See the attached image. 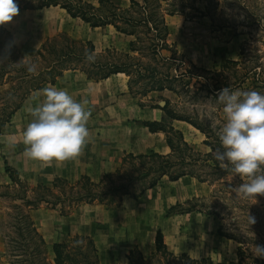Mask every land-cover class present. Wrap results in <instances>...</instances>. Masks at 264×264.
I'll list each match as a JSON object with an SVG mask.
<instances>
[{
  "label": "rangeland",
  "instance_id": "374dc122",
  "mask_svg": "<svg viewBox=\"0 0 264 264\" xmlns=\"http://www.w3.org/2000/svg\"><path fill=\"white\" fill-rule=\"evenodd\" d=\"M85 1L99 4L97 0ZM168 2L174 3L177 11L172 16L165 14L168 27L167 45L159 47L158 53L153 55L150 45L153 42L156 43L157 39L153 36L154 32L147 31L141 26L137 30L138 45L141 49L132 53L145 62H157L161 70L166 71L167 68L172 74L188 71L189 75H183L180 78L182 84L178 85L179 92L174 91V94L153 92L151 97H145L142 102L152 105L168 100L169 112L163 113L161 120L165 129H169L172 123L171 114L185 115L196 122L203 131L184 121H177L176 125L183 129V137L190 144L191 149L200 154L209 155L210 153V156H206L205 167H195L207 179L198 183L196 177L185 174L182 179L187 183L185 184L188 190L185 193L193 192V194L164 208V213L167 215L190 211L187 210L189 207H192L191 210L201 212L189 218L188 222L194 221L195 226L183 230L177 248H168L166 245L167 250L174 255L179 256L184 252L189 259L157 253L156 247L142 254L150 260L149 264H207L208 258L213 264L218 262L229 264L230 261L236 263L239 260L237 250L240 248L243 252L242 259L236 264H264V256H260L256 248V246L264 247V196H258L256 201L237 198L232 188L243 181L239 176L233 177L222 169L213 156L214 150L220 147L216 133L226 119L222 110L223 106L217 101V93L221 89H216V86H222L228 82L230 84L228 88L231 90H255L264 94V0H162L164 6H169ZM223 23L227 25H222ZM8 42L7 33L0 29V50L2 51L0 83H6V87L0 91V128L6 123L5 119L9 117L21 97L29 93L34 83L35 76L27 71L26 65L34 63L37 71L42 64L41 59L33 61L34 53L26 58L22 56L23 59L15 58L6 51ZM110 52L115 58L122 59V51ZM13 54L16 55V53ZM161 56H175L177 60L158 59ZM179 58L184 61L181 62ZM226 59L229 61L225 62ZM232 60H236L237 63H233ZM129 78L131 89L135 91V94H132L142 97L144 94L139 91L143 87L147 88L151 80L134 73ZM171 135L177 137V132L173 131ZM177 151L174 158H178ZM193 156H197L196 153ZM122 157L116 167L120 165ZM55 177L45 184L51 185ZM167 178L165 174L158 182L160 181L163 185L162 182L166 183ZM19 190L20 186L15 185L10 177L7 182L3 179L1 181L0 177V264H21L22 262V248L19 240L16 239L18 223L13 208L14 203L21 202L19 199H13ZM124 197L136 198L127 194L122 199ZM122 199L118 205L102 203L99 207L77 206L66 214L75 213L74 221L70 223L71 231L63 232L56 237L50 235L49 238L44 237V230L46 227L60 226L62 218L57 217L59 210L46 204L31 210L34 223L45 240L47 259L53 258V242L69 240L70 236L75 234L83 235L79 231L93 226L94 223L99 224L104 217L105 209L118 207ZM201 206L208 212L199 210ZM248 217H254L255 223H251ZM219 228L233 238L219 234ZM135 248L137 247L131 249ZM192 258L196 261H190ZM126 262H128L127 259Z\"/></svg>",
  "mask_w": 264,
  "mask_h": 264
},
{
  "label": "crops",
  "instance_id": "0c3cea01",
  "mask_svg": "<svg viewBox=\"0 0 264 264\" xmlns=\"http://www.w3.org/2000/svg\"><path fill=\"white\" fill-rule=\"evenodd\" d=\"M122 1L123 5L128 4ZM165 18L167 20V17ZM3 27L10 31L13 42L24 58L35 53L47 36L58 31H66L81 40H91L97 51H103L107 47L128 51L130 41L134 39L133 34L118 31L110 23L92 26L79 16L70 15L65 8L58 5L19 8V15ZM46 86L66 90L74 100L86 102V109L91 110L86 125L89 137L80 155L65 162L53 161L51 165L27 157L23 144V133L31 120L30 110L43 99L42 96L38 97V94ZM5 87L6 83H0V91ZM153 92L174 94L173 90L165 88L150 90L142 97L135 96L129 91L127 75L124 72H114L107 77L94 79L78 69L64 70L53 83H46L27 93L0 128L1 181L3 179L7 182L9 179L5 165L15 170L19 177L31 185L45 184L55 176L74 181L84 174L96 181L104 172L116 168L121 157L127 152L139 154L153 150L168 153L170 147L164 133L161 130H150L144 123L160 121L163 118V109L156 106L161 105V101L152 105L142 102L145 97H151ZM177 121L190 123L183 119L172 120L171 124L183 133V129L176 125ZM184 176L176 180L167 178L166 183L162 182L163 185L159 181L146 188L136 198L124 197L118 207L104 208L105 214L99 224L94 223L93 226L79 231L93 238L101 264L125 263L128 250L133 247H137L141 252L153 249L155 229L163 233L168 248L175 249L179 246L183 230L195 226L194 221L188 222L189 218H193L198 212L201 213L195 210L168 215L164 213L165 206L193 194L185 193L188 188L186 180H182ZM161 189L163 190L160 192ZM87 205L99 207L102 203L85 202L77 206ZM58 215L57 217L62 218L60 226L46 227L45 230L41 227L45 238L71 231L70 223L74 221V216L59 212Z\"/></svg>",
  "mask_w": 264,
  "mask_h": 264
},
{
  "label": "trees",
  "instance_id": "16d2710c",
  "mask_svg": "<svg viewBox=\"0 0 264 264\" xmlns=\"http://www.w3.org/2000/svg\"><path fill=\"white\" fill-rule=\"evenodd\" d=\"M127 1L128 4L123 5L122 0H117L116 2L113 0H98L99 4L95 5L85 0H15L19 8L58 5L65 8L70 15L79 16L92 26L110 23L118 31L134 35V39L130 41L129 51L121 52L122 59L115 58L110 52L117 49L107 47L103 51H97L91 40L76 39L66 31L47 36L32 56L33 61L41 59L42 64L39 65L36 74L33 75L35 80L29 92L35 91L46 83H53L66 69H78L84 72L87 77L94 79L107 77L114 72H124L128 76L129 91L133 94H135V91L131 89V79L129 78L132 73L151 80V84L147 88L143 87L144 89L142 88L139 91L141 94H146L150 90H162L165 88L179 92L178 85L182 84L180 83V78L183 75H189L187 74L188 71H179L172 74L167 68L166 71L159 69L157 62H145L134 54L141 49L138 45L139 34L137 31L138 27L141 26L147 31L154 32L153 36L157 39L156 43H151L152 47L150 45L153 55L158 53L157 49L159 47L162 48L167 45L168 27L165 14H173L177 11V8L172 2H168L169 6H164L162 0ZM222 25L227 24L223 23ZM0 29L4 30L8 35L9 42L6 51L15 58L23 59L17 45L13 42L10 31L3 26H0ZM88 52L95 53V61L93 63H89L85 59ZM13 53H16V55ZM1 54L2 51L0 50ZM158 59L177 60V57L161 56ZM179 60L181 62L184 61L180 58ZM227 61L229 59L225 60V62ZM233 63H237L236 60ZM229 85L228 82L222 86L217 85L216 89L220 90L229 87ZM164 101L163 105L156 104V106L163 109L164 113L169 112L168 100L165 99ZM19 103L13 110L16 109ZM174 118L186 120L203 131L188 116L171 114V119ZM8 119L9 117L5 119V122ZM161 120L145 121L144 123L150 130H161L164 132L165 140L170 147L168 153L163 154L153 150L139 154L127 152L123 155L119 166L113 171L106 172L96 181L84 174L75 181H69L64 177L57 176L53 179L51 185L42 183L31 185L19 177L15 170L5 165L11 181L15 185L18 184L20 186L18 194L13 199H19L21 202L14 203L13 208L15 209L18 223L16 226L18 237L16 239L19 240L22 248L21 264H101L93 238L81 234L72 235L69 240L53 242V258L48 260L45 251V240L38 231L30 212L31 209L41 204L57 208L61 214H67L78 204L85 202L118 205L124 195L137 197L144 189L155 185L165 174L170 180H176L185 174H190L200 181L207 179L195 167H205L207 165L206 156H210V153L209 155L207 153L200 154V152L191 149L190 144L184 139L179 129L175 128L171 123L169 129H165ZM173 131L177 132V137L171 135ZM176 151L178 152V158L173 157ZM195 153L197 156H193ZM191 209L192 207L187 208V210ZM198 209L208 212L202 206ZM218 232L221 235L232 237L230 234L220 230V228ZM155 247L157 253L170 254L176 258L179 256L187 257L189 259V256L184 252L177 256L173 252L168 251L160 230L155 233ZM242 253L239 248L237 250L239 260L242 259ZM126 256L128 262L122 264L150 263V260L138 248L130 249ZM207 260V264H213L211 259L208 258ZM239 260L236 263H239ZM190 261H196V259L192 258ZM236 263L234 261L229 262V264ZM218 264L221 263L218 262Z\"/></svg>",
  "mask_w": 264,
  "mask_h": 264
},
{
  "label": "clouds",
  "instance_id": "9594fccd",
  "mask_svg": "<svg viewBox=\"0 0 264 264\" xmlns=\"http://www.w3.org/2000/svg\"><path fill=\"white\" fill-rule=\"evenodd\" d=\"M18 15L15 0H0V26ZM85 59L93 63L95 53H86ZM26 67L30 74H36L34 63ZM39 96L43 99L31 108V120L23 133L25 155L45 165L76 158L89 137L86 125L91 110L86 109V102H78L56 87H44ZM217 101L226 119L216 133L220 147L213 156L222 169L243 181L232 188L236 197L256 201L264 196V94L225 87L217 93ZM248 218L255 223L254 217ZM256 248L264 256V247Z\"/></svg>",
  "mask_w": 264,
  "mask_h": 264
},
{
  "label": "water",
  "instance_id": "95a60500",
  "mask_svg": "<svg viewBox=\"0 0 264 264\" xmlns=\"http://www.w3.org/2000/svg\"><path fill=\"white\" fill-rule=\"evenodd\" d=\"M164 102H165V101H164V100H162V101H161V105H163V104H164Z\"/></svg>",
  "mask_w": 264,
  "mask_h": 264
}]
</instances>
